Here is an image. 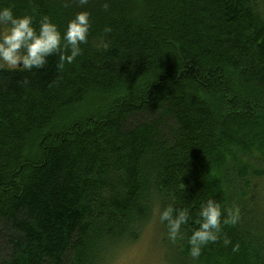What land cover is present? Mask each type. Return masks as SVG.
I'll list each match as a JSON object with an SVG mask.
<instances>
[{
    "label": "trees",
    "instance_id": "1",
    "mask_svg": "<svg viewBox=\"0 0 264 264\" xmlns=\"http://www.w3.org/2000/svg\"><path fill=\"white\" fill-rule=\"evenodd\" d=\"M5 6L91 27L63 70L0 66V264H113L169 204L190 213L175 241L161 224L170 264H264V0ZM208 200L236 222L193 259Z\"/></svg>",
    "mask_w": 264,
    "mask_h": 264
},
{
    "label": "clouds",
    "instance_id": "2",
    "mask_svg": "<svg viewBox=\"0 0 264 264\" xmlns=\"http://www.w3.org/2000/svg\"><path fill=\"white\" fill-rule=\"evenodd\" d=\"M87 2L80 0L82 5ZM104 7L107 8L108 4L105 3ZM90 27L88 11L78 12L61 33L47 15L40 19L37 28L32 16H17L10 7H0V28L4 29L0 31V66L7 65L13 69L19 66L22 71H31L43 68L48 57L59 54L57 68L63 70L66 64H71L82 53L81 45L87 43ZM103 46L107 48L108 44ZM199 217V227L188 238L193 259L200 256L203 245L220 238L222 223L236 222L232 210L222 213L220 204L214 200L201 205ZM189 218L186 208L178 209L169 204L159 209V222L166 226L167 235L173 241L182 235V226L187 225ZM229 243L228 239L224 240L225 245Z\"/></svg>",
    "mask_w": 264,
    "mask_h": 264
},
{
    "label": "rangeland",
    "instance_id": "3",
    "mask_svg": "<svg viewBox=\"0 0 264 264\" xmlns=\"http://www.w3.org/2000/svg\"><path fill=\"white\" fill-rule=\"evenodd\" d=\"M164 239L163 226L159 219H155L137 242L120 250L113 264H170L166 257Z\"/></svg>",
    "mask_w": 264,
    "mask_h": 264
}]
</instances>
